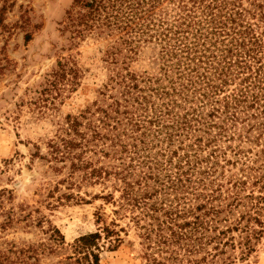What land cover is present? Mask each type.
I'll list each match as a JSON object with an SVG mask.
<instances>
[{"label": "trees", "instance_id": "1", "mask_svg": "<svg viewBox=\"0 0 264 264\" xmlns=\"http://www.w3.org/2000/svg\"><path fill=\"white\" fill-rule=\"evenodd\" d=\"M68 18L74 37L108 40L113 67L101 98L75 112L57 114L79 83L70 57H57L21 98L52 117L31 153L51 172L46 194L87 202L80 188L101 184L93 197L129 209L141 228L143 264L244 259L264 232V0H73ZM149 43L159 70L133 68ZM221 137L234 144L222 147ZM185 138L176 158L178 147L154 149ZM13 198L0 188V233L19 219L5 209ZM46 231L48 243L0 235V264H47L65 241L57 227ZM100 239L113 247L122 238L110 224L82 234L69 244L75 260L100 264Z\"/></svg>", "mask_w": 264, "mask_h": 264}, {"label": "rangeland", "instance_id": "2", "mask_svg": "<svg viewBox=\"0 0 264 264\" xmlns=\"http://www.w3.org/2000/svg\"><path fill=\"white\" fill-rule=\"evenodd\" d=\"M72 6L73 0H0V47L3 46L2 51L9 59L8 67L0 72V188L12 190L14 198L5 202V209L19 218L0 235L16 244L48 243L46 229L51 224L60 230L65 242L45 254L43 261L79 264L69 244L82 234L110 224L119 229L122 239L113 247L108 240L100 239V264H143L142 230L130 217L129 209L116 212L113 203L93 197L102 189L101 184L80 188L87 202L58 200L56 192L47 195V186L53 184L51 172L42 160L31 156L34 143L50 134L53 126L50 115H40L33 105L21 103L26 89L37 87L57 57H70L79 68V83L66 94L57 114L75 112L101 98L99 90L113 67V61L105 53L107 39L86 30L83 36L74 37L68 18ZM157 52L153 43L145 45L139 59L132 60V67L159 70L160 61L154 60ZM113 93L119 96L117 91ZM233 140L221 137L217 144L224 147L234 144ZM188 142L190 139L185 138L179 145L174 139L169 145L165 140L154 149L178 147L176 158ZM211 147L204 144L201 153L206 155ZM118 193L115 191L114 195ZM235 264H264V232L255 241L253 250L244 259H236Z\"/></svg>", "mask_w": 264, "mask_h": 264}]
</instances>
